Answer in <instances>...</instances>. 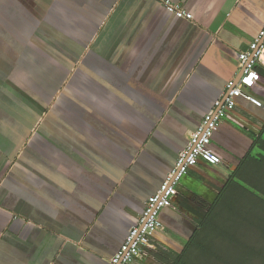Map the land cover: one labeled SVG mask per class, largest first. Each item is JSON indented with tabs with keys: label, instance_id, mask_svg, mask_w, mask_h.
Instances as JSON below:
<instances>
[{
	"label": "crops",
	"instance_id": "0c3cea01",
	"mask_svg": "<svg viewBox=\"0 0 264 264\" xmlns=\"http://www.w3.org/2000/svg\"><path fill=\"white\" fill-rule=\"evenodd\" d=\"M168 1L193 19L158 0H0V264H108L239 80L264 0ZM231 116L211 146L222 164L184 177L139 264L177 254L258 155L264 108L240 99Z\"/></svg>",
	"mask_w": 264,
	"mask_h": 264
},
{
	"label": "trees",
	"instance_id": "16d2710c",
	"mask_svg": "<svg viewBox=\"0 0 264 264\" xmlns=\"http://www.w3.org/2000/svg\"><path fill=\"white\" fill-rule=\"evenodd\" d=\"M253 147L258 155L241 163L214 202L199 206L194 232L165 264H264V128Z\"/></svg>",
	"mask_w": 264,
	"mask_h": 264
},
{
	"label": "built area",
	"instance_id": "2783aa9c",
	"mask_svg": "<svg viewBox=\"0 0 264 264\" xmlns=\"http://www.w3.org/2000/svg\"><path fill=\"white\" fill-rule=\"evenodd\" d=\"M158 1L177 17L189 21L193 19V15L182 6L168 0ZM263 54L264 29L250 49L240 54L241 78L226 86L223 98L218 100L211 112L205 116L199 130L191 135L188 146L178 156L174 171L157 194L147 200L139 224L130 230L125 244L108 264H139L148 257L150 250L154 248L151 244L152 238L157 232L164 230L160 215L166 208L172 207L184 177L201 163L209 166L222 164L221 156L211 147L212 141L224 119L233 120L231 114L237 109L238 100L245 99L258 108H264V103L255 94L262 80L258 68L264 67Z\"/></svg>",
	"mask_w": 264,
	"mask_h": 264
},
{
	"label": "rangeland",
	"instance_id": "374dc122",
	"mask_svg": "<svg viewBox=\"0 0 264 264\" xmlns=\"http://www.w3.org/2000/svg\"><path fill=\"white\" fill-rule=\"evenodd\" d=\"M244 203L248 205L247 200H246L245 202L242 201V203H240L241 205H239V207L242 208V209H243L244 207H247V205H244ZM237 263H239V262H237ZM250 264H255V263H251V262H250Z\"/></svg>",
	"mask_w": 264,
	"mask_h": 264
},
{
	"label": "water",
	"instance_id": "95a60500",
	"mask_svg": "<svg viewBox=\"0 0 264 264\" xmlns=\"http://www.w3.org/2000/svg\"><path fill=\"white\" fill-rule=\"evenodd\" d=\"M241 76H242V74H241ZM241 76H240V78H241ZM240 78H239V79H240Z\"/></svg>",
	"mask_w": 264,
	"mask_h": 264
}]
</instances>
